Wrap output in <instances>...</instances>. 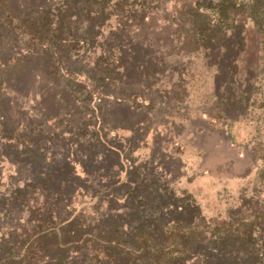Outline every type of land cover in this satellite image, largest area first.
<instances>
[{
    "label": "rangeland",
    "instance_id": "1",
    "mask_svg": "<svg viewBox=\"0 0 264 264\" xmlns=\"http://www.w3.org/2000/svg\"><path fill=\"white\" fill-rule=\"evenodd\" d=\"M232 1L127 0L122 10L101 9L90 41L53 37L45 46L17 34L0 12V234L8 239L0 264L21 254L45 263L34 240L47 208L42 180L52 167L63 169L58 184L68 186L55 199L74 194L60 218L79 215L90 225L82 231L101 229L98 219L109 216L110 237L119 222L122 231L132 222L152 238L169 225L174 205L184 204L200 253L168 263L248 257L235 242L232 249L218 243L213 228L256 215L264 226V44L248 0H236L237 22L218 44L194 34L198 14ZM56 2L4 0L29 26ZM119 211L121 220L113 217ZM96 243L91 238L81 253L70 244L71 259L61 264H101Z\"/></svg>",
    "mask_w": 264,
    "mask_h": 264
},
{
    "label": "trees",
    "instance_id": "2",
    "mask_svg": "<svg viewBox=\"0 0 264 264\" xmlns=\"http://www.w3.org/2000/svg\"><path fill=\"white\" fill-rule=\"evenodd\" d=\"M126 2L127 0H58V2H56L57 4L60 3L58 7L56 6L53 9H48V11L46 10L41 16L35 17V19H33L34 22H32L33 26L17 23L18 18L6 10L4 0H0V12L6 14L10 24L14 25V30L17 34H21L22 36H34L36 40L42 41V46H45V44L50 45L47 39L51 40L53 37H57L61 41H66L67 38L72 39L74 37L81 41H90L93 25L95 22L104 20L102 17L103 10L101 11V9L110 8L111 10H122ZM236 2V0H233L230 4L220 2V5L213 9L211 13L204 12L198 14L195 19L194 31L197 40L203 42L204 45L218 44L220 40L223 39L225 33L232 29L237 22L239 8ZM50 10L54 12L49 13ZM48 15H50L52 19ZM248 16L255 24L256 31L264 44V0H248ZM39 21L44 22L40 24ZM44 24L51 28L49 33L36 29L37 25L43 26ZM47 36L50 37L47 38ZM103 72L104 71L101 73ZM2 83L3 81L0 73V88H2ZM111 148L112 154L117 156L123 154L121 151L115 149L117 147ZM263 152V149H261L259 153V158L262 161H264ZM66 159L68 160H66L67 162H64V164L68 168L65 170H68L71 160L68 156H66ZM62 170H58V167H54V169L52 167L47 172L46 177L48 178L42 180V186L48 193L46 197L47 208L42 211V213H39L40 217L37 219L39 223L36 227L34 243H36L35 255L44 254V264H61L63 260L71 259L70 255L65 256L68 254L67 246L75 243L70 249H74L76 253H81L80 250L87 247L91 238H93V241L97 239L96 247L98 248V252L101 253L98 255V258L99 256L106 257L101 264H154L155 260L161 264H178L176 262H168L173 260L174 255L176 257L182 254L193 256L200 253L197 248L198 246L194 245L195 243L192 241L196 240L195 231L197 227L192 224V221H189L190 224L187 225L188 221L186 222L184 218V215L187 214L186 207L188 205H174L176 211L175 216H170L169 225L165 222L162 231L155 233L152 238L150 234L144 232L145 228L141 230V227L137 228L132 222L129 223L130 229L126 231L121 230L122 226L119 222L116 237L113 234L110 237L111 233L109 229H107L109 216L106 222L101 218L98 219L99 225H101L102 228L95 229L91 234L90 232L81 230V226L90 227V225H88L83 218H79V215L77 217L63 215V217L60 218L59 211L62 212L67 209L74 196L72 192L70 194V196H72H69L64 203V199H55L64 193L59 190L66 188L65 194L68 192L67 185L61 187L62 184H58L59 181H64L65 178L62 175ZM69 174L72 179H76L74 172ZM88 187L89 185H81L78 189L86 190ZM110 194L111 192H108L107 195L103 194L102 200L105 201L106 197ZM117 194L120 193H116L113 197L115 196L114 198H117ZM95 195L96 193L91 194V196ZM138 200L139 198L136 196L135 202H138ZM178 209L181 211H177ZM104 215L106 216V214ZM110 217L112 216L110 215ZM113 217L121 220L124 218V214L119 211V213L115 214ZM55 218H58V223L55 222L57 227H55L53 223ZM228 227L232 229L228 231L226 229ZM213 229H215V240L218 243H223V241L226 240L228 248L232 249L231 243L235 242V251L238 250L237 248H241L244 250L243 253L246 256L248 255L247 258L240 259L239 261H223L214 264H264V226L259 221L257 215L234 222L230 221L228 225L223 227L214 226ZM225 230L227 232H225ZM232 236H234L235 241L232 240ZM19 239L27 241V238L24 239V237H20ZM7 241L8 239L5 235L0 234L1 259H3L4 256L7 257ZM26 250L28 251V249ZM233 251L234 249L230 250L228 253L232 254ZM204 256L202 255V258H204ZM16 258L4 261V263L1 264H20L17 262L18 260H23L24 262L26 261L27 264H32L29 263V260L22 254ZM203 261L207 264L205 260ZM0 262L2 261L0 260ZM89 263L92 264V262Z\"/></svg>",
    "mask_w": 264,
    "mask_h": 264
}]
</instances>
